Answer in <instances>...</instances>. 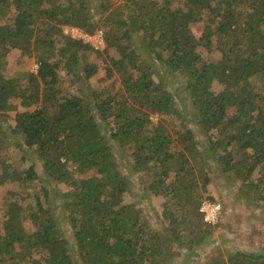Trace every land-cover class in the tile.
Masks as SVG:
<instances>
[{
	"label": "trees",
	"instance_id": "obj_1",
	"mask_svg": "<svg viewBox=\"0 0 264 264\" xmlns=\"http://www.w3.org/2000/svg\"><path fill=\"white\" fill-rule=\"evenodd\" d=\"M204 11L215 26L197 38L190 24ZM64 26L89 33L102 28L105 46L73 39ZM215 34L221 58L204 61L197 47L210 49ZM10 49L33 57L37 68L9 74ZM91 53L105 64L102 81L114 77L119 84L87 85L88 96L63 94L59 70L90 84L100 68ZM153 61L184 78L195 121L221 171L241 180L245 200L264 201V0H0V121L26 109L15 113L7 139L24 152L33 149L43 169L42 177L34 164L20 170L0 156V185L18 182L19 188L0 204V264H76L75 255L80 264H189L211 242L199 211L210 181L197 164L205 157L189 127L168 129L163 118L183 113L174 93L153 79ZM214 80L222 85L218 92ZM151 114L161 118L154 124ZM113 144L128 151L139 179L151 178L143 190L171 202L161 212L164 233L152 228L142 208L124 201L132 181L121 172ZM257 167L261 173L252 179ZM49 180L71 186L54 192L63 216L47 202ZM28 196L35 201L31 209L21 202ZM173 245L185 248L182 261ZM217 252L205 264H264V245Z\"/></svg>",
	"mask_w": 264,
	"mask_h": 264
},
{
	"label": "rangeland",
	"instance_id": "obj_2",
	"mask_svg": "<svg viewBox=\"0 0 264 264\" xmlns=\"http://www.w3.org/2000/svg\"><path fill=\"white\" fill-rule=\"evenodd\" d=\"M13 9V6H9L8 11H13ZM99 17L100 15L95 14L93 21L97 22ZM209 17L210 16L208 12L204 11L201 20L192 22L190 24V29L197 38L203 34L207 25H210L212 28H214L215 25L209 21ZM217 36V34L212 35V47L210 49H207L201 44L197 47V51L204 61L215 62L221 58V49H219L217 44ZM139 50L143 51L142 47ZM109 53L112 54V56L116 55L114 51H110ZM7 57V68L9 74L19 68H24L27 70H35L37 68L34 58L22 55L18 49H10L7 51ZM56 59L58 58H54V60ZM89 59L99 63L100 65L98 72L91 78L90 84L89 80L84 79L72 82L71 76L67 75L65 70H59L60 81L58 83V87L62 89L61 91L63 94L73 93L88 96L89 88L86 89L87 85H90L92 88H104L111 84H119L118 81H114V77H110L107 80L102 81L103 77L105 76V64L93 53L90 54ZM110 63L111 61L109 64ZM151 69L153 71V79L156 82L162 83L163 86L174 93L176 105L183 113L181 118L175 119V117L172 118L169 116H165L163 118L164 120L166 119L168 129L170 131H174L183 125L189 127L194 134V137L198 141V149L205 157L202 162L197 164H199L202 169H205L206 172H208L210 181L207 184V189L202 192L200 203L203 201V199H209L211 201H218L221 205L220 217L217 223L211 225L207 224L212 230V234L210 236L211 242L207 245H204L202 247L203 250H201L199 253L195 254L193 257L191 256V261L189 264H205L207 260L212 257V255L218 253L217 251H221L222 249L234 250L236 248H243L245 250H252L260 248L264 245V201L245 200L238 191V186L241 180L237 178L236 175L232 173V171L222 172L221 166L217 159L211 156V151L208 148L206 140L207 137L201 133L200 126L195 121V109L192 106L188 92L184 87V78L181 75L168 72V70H165L164 67L156 61L152 62ZM79 87L84 88V90H81ZM220 89H222V85L217 80H214L212 83V90L214 92H218ZM24 109L25 108L19 107L18 111ZM233 110L234 107L228 108V115H231ZM14 116V112H10L8 116L1 118L0 156L4 157L7 162L12 163L13 166L19 168L20 170H26L31 164H34L35 170L43 177L42 161L36 157L33 149H29V151L24 152L23 146L20 147L18 143L15 142L12 145L9 144L11 140L7 139V134H9L10 129L14 127ZM150 116H153L152 119L150 117L149 118L154 124L161 118V115L157 114H151ZM212 136H215L214 132H212L210 135V137ZM113 151L114 153L117 152L116 160L119 164L121 172L129 176V179L132 181L131 190L124 195V201L135 203L137 207L142 208L143 215L151 224L152 228L158 230L160 233H164L165 231L163 229V225L165 226L167 222L162 220L161 212L163 211L164 207L167 206V204L170 206L171 202L166 197H162L161 195H153L149 190H143V182H145V185H147L151 178L143 176L141 179H139L138 174L132 171L130 167L131 157L128 151L120 150L116 144H113ZM29 153H32L34 156L28 155ZM234 157L239 158L240 153L238 152L237 154H234ZM260 173L261 171L259 167H257L251 178H256ZM139 175L142 176L143 174ZM48 182H50V180ZM48 182L45 184L49 188H52V194H54V192L56 193L58 190L66 191L67 189L71 188V186L67 184L57 187L53 182ZM31 188L32 187L28 186L27 188L23 187L22 189ZM197 188L201 189L200 185H197L195 189ZM11 189L18 190V182L8 185H0V204H2L5 198H10L8 191ZM38 189L39 187L36 186V191ZM51 193L49 194V199L47 202L52 207V211L55 216L59 213L62 215L63 212H59L61 204L57 196L58 194H54L52 196ZM32 198V196H28L21 202L25 207L31 209L35 204V201L34 199L32 200ZM41 198L43 199V197ZM65 225L62 223L63 230L64 232H68ZM174 251L176 254V261H182L186 253L185 248H177L176 245H173V252ZM75 259L76 264H80L81 261L79 262V259L76 255Z\"/></svg>",
	"mask_w": 264,
	"mask_h": 264
},
{
	"label": "built area",
	"instance_id": "obj_3",
	"mask_svg": "<svg viewBox=\"0 0 264 264\" xmlns=\"http://www.w3.org/2000/svg\"><path fill=\"white\" fill-rule=\"evenodd\" d=\"M63 31L73 39L81 40L83 43L89 44V46L93 48H103L105 46V38L102 28H97L89 33L76 26H64ZM153 116H150V118L152 119ZM199 211L201 212L202 220L206 224H215L220 217L221 205L218 201L203 199Z\"/></svg>",
	"mask_w": 264,
	"mask_h": 264
},
{
	"label": "crops",
	"instance_id": "obj_4",
	"mask_svg": "<svg viewBox=\"0 0 264 264\" xmlns=\"http://www.w3.org/2000/svg\"><path fill=\"white\" fill-rule=\"evenodd\" d=\"M18 111V109L17 110H15V111H13L14 112V114L16 113ZM15 124V123H14Z\"/></svg>",
	"mask_w": 264,
	"mask_h": 264
},
{
	"label": "clouds",
	"instance_id": "obj_5",
	"mask_svg": "<svg viewBox=\"0 0 264 264\" xmlns=\"http://www.w3.org/2000/svg\"><path fill=\"white\" fill-rule=\"evenodd\" d=\"M201 204V203H200ZM200 207V206H199Z\"/></svg>",
	"mask_w": 264,
	"mask_h": 264
}]
</instances>
